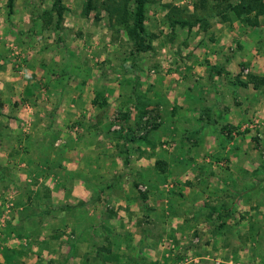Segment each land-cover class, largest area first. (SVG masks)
<instances>
[{
	"label": "rangeland",
	"instance_id": "obj_1",
	"mask_svg": "<svg viewBox=\"0 0 264 264\" xmlns=\"http://www.w3.org/2000/svg\"><path fill=\"white\" fill-rule=\"evenodd\" d=\"M55 1L0 0V263L264 264V10L147 0L138 53Z\"/></svg>",
	"mask_w": 264,
	"mask_h": 264
},
{
	"label": "trees",
	"instance_id": "obj_2",
	"mask_svg": "<svg viewBox=\"0 0 264 264\" xmlns=\"http://www.w3.org/2000/svg\"><path fill=\"white\" fill-rule=\"evenodd\" d=\"M224 1H228V4L226 7L223 8V10L227 12L231 11L236 16V18L239 19L241 23L247 24V26H250V24L256 25L257 23L256 21H253L251 18L247 17L246 15L251 14L254 10H258V9L264 10V2L262 0H240V2L236 4L230 3V0H224ZM13 2L14 0H7V5L9 8L13 7ZM58 2L59 0L55 1L56 4H54V8L57 11L58 16L60 17L61 8L60 7L58 8L56 6ZM96 3L97 0H85V4L82 11L83 14L89 15L91 11L95 10ZM146 4H147V0H104L105 9H107L109 15L110 14L117 15V19H116L117 24L121 26V29H123L126 37L134 44L135 51L138 53L147 51L150 48V46L147 44L148 35L145 28ZM226 16L227 15L225 12L221 14L220 17L224 20L226 19ZM175 23L180 24L182 26L186 24V22H183L182 20L172 21L171 24H175ZM195 23H199V20L195 21ZM200 23L203 24L204 21L200 20ZM251 79H254V77H251ZM261 82H263V80H261ZM241 84L243 85L244 82ZM92 104L95 105L97 104V106L102 107L106 105V102L103 101L98 103L96 101V98H94L92 99ZM123 117L124 118L129 117V112H126L123 115ZM156 126L157 125H154L153 129H155ZM119 138L123 139L125 144L127 142H132V141L134 142L137 139V138L135 139L134 137L127 138L124 130H121L119 132ZM139 139L145 140L146 135L140 137ZM155 165L158 167V169H160V172L164 171L161 168V165H163L162 161H157ZM141 197L143 198V195ZM220 211H211V213H216L219 215ZM26 254H27L26 251L15 252L13 250L6 249L2 253L3 260L0 264H25V262L21 260V258H23V256Z\"/></svg>",
	"mask_w": 264,
	"mask_h": 264
},
{
	"label": "crops",
	"instance_id": "obj_3",
	"mask_svg": "<svg viewBox=\"0 0 264 264\" xmlns=\"http://www.w3.org/2000/svg\"><path fill=\"white\" fill-rule=\"evenodd\" d=\"M238 26H236V25H234V26H224V25H222L219 29L221 30L220 32H222L223 34H225L224 32H226V34H228L229 35V37H230V35H231V33H232V31H231V28L233 29V28H236L237 30H239L240 31V29L241 28H237ZM219 38H217L216 39V41L218 40ZM75 173V172H74ZM230 191L229 192H231V193H234V188L232 187V186H230ZM234 198H230V203L228 204V207H229V209L231 210V208L232 207H235L236 205H237V203H238V201L240 202L241 201V197H244V198H247V197H249L247 194H243V193H234ZM249 199V198H248ZM247 201V200H246ZM221 209V208H220ZM223 209V208H222ZM221 209V210H222ZM43 251V250H42ZM41 253V252H40ZM44 253V252H43ZM42 253V254H43ZM71 253V257H74V255H75V252H73V251H71L70 252ZM108 253V252H107ZM45 256V255H44ZM100 256V261H98V263H97V261L95 262V263H90V264H109V261H108V263H107V261H105L107 258L106 257H103V256H111V255H102V254H100L99 255ZM68 257H69V255H68ZM79 257V256H78ZM42 258V257H41ZM77 258V257H76ZM105 259V260H104ZM43 260H41V259H37V261L35 262V263H33V264H44L43 262H42ZM105 261V262H104ZM80 263H82V262H80ZM117 264H119V261L117 260V262H116ZM62 264H67V260L65 259L63 262H62ZM82 264H84V262L82 263Z\"/></svg>",
	"mask_w": 264,
	"mask_h": 264
}]
</instances>
